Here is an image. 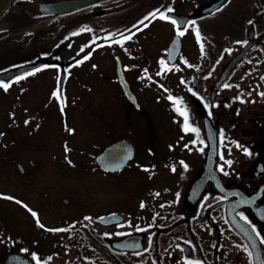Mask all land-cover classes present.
Here are the masks:
<instances>
[{"label": "flooded vegetation", "instance_id": "obj_1", "mask_svg": "<svg viewBox=\"0 0 264 264\" xmlns=\"http://www.w3.org/2000/svg\"><path fill=\"white\" fill-rule=\"evenodd\" d=\"M37 2L0 15V264H264V0Z\"/></svg>", "mask_w": 264, "mask_h": 264}, {"label": "rangeland", "instance_id": "obj_2", "mask_svg": "<svg viewBox=\"0 0 264 264\" xmlns=\"http://www.w3.org/2000/svg\"><path fill=\"white\" fill-rule=\"evenodd\" d=\"M63 26H64L63 24L58 23L54 30L58 29L57 31H62L64 29ZM6 104H8V103L0 101V125L1 126L10 120L9 116H8V115H10V109L8 106H6ZM91 105L93 106V108H97V109L102 110L105 108L106 103L97 100V101L91 102ZM81 109L82 110L87 109L86 102H84L83 106H81ZM84 122L86 123V121H84ZM88 123L89 122H87L85 124V126H83V129H81L79 132H75V134H73L71 136V140H73V141H77V140L90 141L89 137L87 138L85 133H83L84 130L87 129V127H86L87 125H88L87 131H89L91 129V126ZM43 125H45L48 128V133H45V137H44V142H45L46 146L43 147V148H47L46 154H45V156H46L49 154L50 147H51V143L46 144V142L48 140H50V141L51 140H57V137L55 139V131L53 130V127L56 124L54 122H52V120H50L49 123H47L45 121ZM37 128L39 129L40 127H37ZM41 132H42V130H41ZM40 134H42V133H40ZM90 137H93L92 133L90 134ZM35 142H37V145H38L39 144V138H37L35 140ZM33 144H34V142H33ZM34 147H37L36 144H34ZM35 152H38V150L37 151L35 150ZM39 153L41 154V153H43V151H39ZM39 174L42 175L41 171L39 172ZM42 189H45V188L43 186L42 187L40 186L39 188L34 187V193L36 194V196H35L36 199H34V202H33L34 211L37 213L39 218H43V212L45 211V214H50V218H49L50 221L56 220L57 211H55V210L59 208V204L55 203L54 198L51 195V193L47 194V192H46V196H43L44 192L42 191ZM65 189H68V188L65 187L62 190H65ZM66 194H67L66 197L69 199V202L72 203L71 205L83 206L84 204H86V205L89 204V200H85L84 198H82L81 195H75L73 197V195L69 194L67 190H66ZM0 202H2V200ZM50 204H52L53 207L56 209L54 210V208H52Z\"/></svg>", "mask_w": 264, "mask_h": 264}, {"label": "water", "instance_id": "obj_3", "mask_svg": "<svg viewBox=\"0 0 264 264\" xmlns=\"http://www.w3.org/2000/svg\"><path fill=\"white\" fill-rule=\"evenodd\" d=\"M10 0H0V13L3 12L6 5L9 3ZM42 8L43 11H61V10H68L72 9L78 6H81L83 4H86L92 0H37ZM212 6V5H211ZM249 45H247L244 49H242L240 52H237L238 54L234 55L233 58L227 63V66H230L232 62H234L237 59V56H240L243 54V52L248 48ZM11 74V71H8L5 73L0 74V78H9ZM108 146L103 151L106 152ZM4 264H33V262L24 254L20 252H11L7 255L5 263Z\"/></svg>", "mask_w": 264, "mask_h": 264}, {"label": "snow or ice", "instance_id": "obj_4", "mask_svg": "<svg viewBox=\"0 0 264 264\" xmlns=\"http://www.w3.org/2000/svg\"><path fill=\"white\" fill-rule=\"evenodd\" d=\"M173 11H174V9L171 8V7L167 8V10H166L167 13H171V12H173ZM157 15H158V18H159V19H161V20H165V21H170L173 25H177V26L179 27V25H178V21H177L176 19L169 17L166 13L159 12V10H156L155 12L150 13L149 16L144 17V19L140 21V24H143L144 27H148V25L145 24L144 21L149 20L150 18H156ZM249 23H252V21H249ZM134 27H135V26H134ZM184 34H185V32L182 31V30H178V31H177V35H178V36H183ZM197 36L199 37V30H197ZM125 39H129V40H130V39H131V36L125 37ZM245 43H246V42H245ZM201 50L203 51V45H201ZM161 64L163 65V64H164V61H161ZM37 71H39V69H37ZM30 75H31V73H30ZM22 78H23V77H21V79H22ZM0 86L4 87L5 89H7V88L9 87V85H7V84H3V85H0ZM224 87L227 88L228 85H224ZM53 95H54V96H57V98L59 99V93H54ZM169 99L171 100L172 97L170 96ZM61 111H63V108L61 109ZM177 111H179L180 114H181L182 116H184V119H185L184 130H185L186 132H189V131H190V132H196L197 129L190 127L189 124H188V115H187V112H186V111H181L179 108H177ZM26 123H27V121H26ZM66 131H69V133H72L73 130L68 129V128L66 127ZM221 136H223V133H221ZM237 147H239V145H237ZM69 150H70V149H68L67 146H65V151L67 152V151H69ZM227 163L231 164V161H228ZM185 167H186V166H185ZM173 171H175V169H173ZM221 171H223V169H221ZM225 174H227V173H225ZM157 195H158V194H157ZM6 199H11V198H10V197H6ZM17 203H20V202L17 201ZM141 207H143V204L141 205ZM31 214H32L34 217H36V215H37L35 212H31ZM37 222L39 223V221H37ZM40 226L43 227V225H40ZM57 231H65V230H64V229H59V230H57ZM262 242H264V241H262ZM33 255H34V254H33ZM34 258H35V255H34ZM189 264H191V262H189Z\"/></svg>", "mask_w": 264, "mask_h": 264}]
</instances>
